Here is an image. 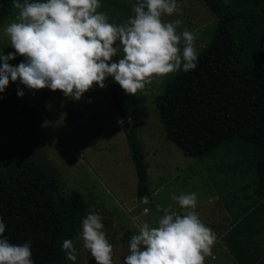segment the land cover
<instances>
[{"label": "rangeland", "instance_id": "374dc122", "mask_svg": "<svg viewBox=\"0 0 264 264\" xmlns=\"http://www.w3.org/2000/svg\"><path fill=\"white\" fill-rule=\"evenodd\" d=\"M135 3L100 0L98 11L104 12L110 23L119 24L133 15ZM177 3L183 15L163 19L182 20L178 31L195 33L199 54L209 42L216 18L202 0ZM17 14L13 7L0 26V54L15 52L4 28ZM115 47H120L119 42ZM120 58L113 57V62ZM23 59L17 55L9 64L18 66ZM180 71L154 78L135 96L117 84L125 121L111 100L106 82L104 88L94 85L77 101L59 90L35 91L10 81L0 93V170L21 162L25 155L45 173L55 175L60 195L80 193L86 203L85 217L89 212L102 217L106 238L114 248L113 264H123L131 237L144 222L155 226L161 216L137 199L136 175L124 129L129 124L143 147L151 203L162 207L171 204L173 211L182 213L187 210L180 209L171 196L196 193L195 211L217 236L212 247L215 259L206 257L204 264H241L233 246L243 251L246 258L242 264H264V200L253 193L256 178L251 151L243 152L237 144H230L209 156L193 158L165 137L153 100ZM81 232L82 227L72 239L77 249L75 264H96L78 238ZM64 264H73L65 252Z\"/></svg>", "mask_w": 264, "mask_h": 264}, {"label": "clouds", "instance_id": "9594fccd", "mask_svg": "<svg viewBox=\"0 0 264 264\" xmlns=\"http://www.w3.org/2000/svg\"><path fill=\"white\" fill-rule=\"evenodd\" d=\"M18 10L7 23L4 35L15 50L0 54V93L10 81H19L30 90H59L80 100L94 85L105 87L113 78L128 95L135 96L154 78L179 70L196 68L198 59L195 33L178 31L183 21L165 22L163 17L183 15L177 0H136L133 15L126 21L110 23L100 9V0H13ZM119 42L120 47L114 45ZM24 57L18 66L9 64ZM120 56L118 62L113 57ZM18 96L23 92L18 90ZM180 209L156 206L155 226L144 222L128 244L123 264H204L215 259L212 247L216 233L195 211L196 193L171 196ZM141 202L149 204L147 196ZM6 225L0 218V264H34L31 241L10 243L4 236ZM96 264H113V245L106 238L101 215L89 212L82 220L78 237ZM66 258L75 264L73 241L62 244Z\"/></svg>", "mask_w": 264, "mask_h": 264}, {"label": "trees", "instance_id": "16d2710c", "mask_svg": "<svg viewBox=\"0 0 264 264\" xmlns=\"http://www.w3.org/2000/svg\"><path fill=\"white\" fill-rule=\"evenodd\" d=\"M202 1L216 18L215 29L198 54L196 68L181 70L164 85L153 100L155 110L165 137L186 156L206 157L230 144L250 150L256 178L253 193L264 200V0ZM12 8L13 0H0V26ZM105 82L125 121L117 84L111 77ZM124 129L137 199L147 196L157 212L151 203L143 147L129 124ZM85 209L80 193L60 195L55 175L25 155L21 162L0 170L4 236L13 244L30 240L34 264H64L63 241L72 240L80 230ZM233 249L242 264L243 251Z\"/></svg>", "mask_w": 264, "mask_h": 264}]
</instances>
